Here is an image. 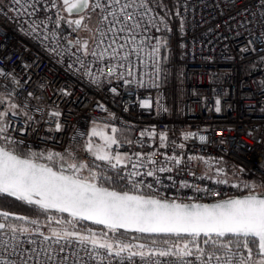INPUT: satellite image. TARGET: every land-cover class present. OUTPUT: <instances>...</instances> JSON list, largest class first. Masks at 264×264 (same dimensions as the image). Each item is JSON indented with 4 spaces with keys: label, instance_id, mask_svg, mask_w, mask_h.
Returning a JSON list of instances; mask_svg holds the SVG:
<instances>
[{
    "label": "built area",
    "instance_id": "2783aa9c",
    "mask_svg": "<svg viewBox=\"0 0 264 264\" xmlns=\"http://www.w3.org/2000/svg\"><path fill=\"white\" fill-rule=\"evenodd\" d=\"M166 1L174 23L171 54L164 61L161 48L154 59L133 55L129 65L119 57L105 55L98 60L77 51L68 41L87 38L63 22L57 28L52 22L57 8L45 12L41 7L37 15L41 21L51 17L40 31L44 35L58 32V38L44 40L43 36L26 34L23 29L29 19L16 17L12 0H0V97L4 99L0 112L8 111L6 135L23 142L8 143L0 137V144L45 154L67 150L78 161L108 166L85 149L89 123L96 120L117 130V143L106 148L132 157L115 172L171 168L170 172L157 171L155 177L134 178L142 179L141 188L158 197L209 202L220 198L217 193L223 198L246 194L244 183L255 184L260 192L264 185V0ZM56 2L58 8L62 7L60 0ZM151 6L163 23L158 21L160 31L153 28L150 35L161 41L168 26L155 4ZM60 14L68 17L66 12ZM57 44L66 50L63 56L51 51ZM93 49L95 44L89 40V51ZM113 65L115 73L109 75ZM145 101L149 107L142 106ZM217 101L219 112L215 110ZM11 105L18 107L9 111ZM52 112L60 115L53 117ZM57 123L61 125L59 131L55 130ZM21 128L25 129L23 133ZM161 134L166 137L163 141ZM201 136L206 139L201 141ZM172 156L180 158L179 165L168 159ZM134 163L144 167L133 169ZM218 177L228 183L217 184ZM157 178L160 183H156ZM182 182L211 189L212 195L181 187ZM27 229L16 232L25 256L35 255L32 250L47 249L57 256L68 255L69 264L76 260L79 264H172L177 259L154 255L122 260L105 249L93 250L91 244L74 237L57 242L46 225L29 223ZM5 233L0 238L10 239L12 233ZM122 255L127 257L128 253ZM40 259L43 264L44 258Z\"/></svg>",
    "mask_w": 264,
    "mask_h": 264
},
{
    "label": "snow or ice",
    "instance_id": "6c2138e0",
    "mask_svg": "<svg viewBox=\"0 0 264 264\" xmlns=\"http://www.w3.org/2000/svg\"><path fill=\"white\" fill-rule=\"evenodd\" d=\"M60 3L62 7L58 8L56 0L52 3H48V0H12V11L16 13L17 18L29 19L28 27L23 29L26 34L37 38L43 36L44 40H49L53 37L58 38L59 33L44 35L40 30L44 27L45 21H51V17L45 16V20L41 21L37 14L41 11V7L45 12L49 8H57L56 20L52 21L57 28L63 22L74 32L89 34L87 39L69 40L68 43L74 44L77 51H81L84 55L95 56L98 60H103L105 55H108L112 59L119 57L131 65L130 58L133 55L137 59L145 55L154 59L160 51L162 42L150 35L153 28L160 31L158 21L163 23V19L151 6L155 0H60ZM62 11L75 18L69 19L62 16L60 14ZM21 23L23 24V20ZM89 40L95 44V49L92 51H89ZM149 48L151 51H147ZM51 51L58 56H63L66 52L59 47V44L51 48ZM78 62L83 67V62L79 61V58ZM115 70L116 66L113 65L109 75L114 74ZM128 75L132 73L128 72ZM93 82L98 81L94 79ZM124 82L130 83L128 80ZM112 91L115 92L116 89L113 88ZM2 103L4 99L0 97V104ZM142 106L150 105L148 101H145ZM16 107L18 106L11 105L9 111ZM215 110L220 111L219 101ZM7 115L8 111L0 112V137L8 143L22 144V141H15L6 135L9 127L5 119ZM50 115L55 117L60 113L52 112ZM60 129L61 125L57 123L55 130ZM24 131V128L20 129L21 133ZM112 131L117 130L112 129ZM92 135L103 134L93 130ZM141 135L143 136L144 133ZM165 138V135L161 134V140ZM205 139L203 136L200 137L201 141ZM114 143H117L114 137H105L103 147L93 150L90 142L85 147L87 151L93 152L96 159L107 161L108 167L115 171L119 165L130 161L132 157L112 155L104 150ZM43 159L57 164L58 170L49 164L40 163L39 161ZM137 159H140L139 155ZM168 159L177 165L181 162L176 156L168 157ZM192 159L202 158L189 157V160ZM150 163L155 164L156 161L150 160ZM131 167L138 169L143 168L144 165L134 163ZM84 169H88L89 176L82 179L78 174ZM157 171L170 172L171 168L161 167L146 173L132 171L121 174L120 171H116L114 176L105 175L89 168L87 163L75 160L72 153L67 150L66 153L50 151L45 154L29 149L27 154H20L14 149L9 150L6 146L0 145V195L13 197L42 210L56 209L59 212H68L72 217L104 225L112 232L124 229L142 234H164L184 238L182 246L177 243L169 246L168 239H152V247L139 244L136 247L141 251L133 252L132 245L117 242L118 246L114 247L113 243L98 239L94 233L82 236L77 232L65 230L62 237L61 233L54 229L53 235L57 237V242L61 238L77 237L82 243L91 244L93 250L102 248L110 255L114 254L128 261L136 256L144 259L159 255L160 257H176L172 264H264V185H261L262 190L257 192L255 184L244 183L242 186L247 189L246 194L223 198L222 193H217L220 198L213 203L177 202L175 199H161L138 194L144 181L142 179L137 181L134 178L142 175L155 177ZM100 180L116 183L128 181L136 192L110 190L98 183ZM215 182L228 183L226 179L219 177ZM156 183H160L158 178ZM147 187L152 188V184H148ZM181 187H194L197 193L203 191L209 197L212 195L211 189L190 186L186 182H182ZM9 215L12 214L0 212V216L8 217ZM18 219L27 218L18 217ZM32 223L35 224L36 221ZM5 229L12 235L10 239L0 238V264H31V262L41 264L40 257L44 258L43 264H69L68 255L57 256L54 250L46 249L43 252L32 250L35 255L30 253L25 256L20 248V240L16 232H27L28 229L23 227L17 229L12 225L0 223V237L6 236L3 231ZM44 239L48 240L49 237L45 236ZM160 244L165 247L159 248ZM253 247H255V253ZM146 248L148 251H143ZM60 251L64 252V249L61 248ZM125 252L128 253L127 257L122 255ZM189 257L195 258L194 260L186 259ZM72 264H79V261H73ZM151 264H160V262L151 261Z\"/></svg>",
    "mask_w": 264,
    "mask_h": 264
},
{
    "label": "trees",
    "instance_id": "16d2710c",
    "mask_svg": "<svg viewBox=\"0 0 264 264\" xmlns=\"http://www.w3.org/2000/svg\"><path fill=\"white\" fill-rule=\"evenodd\" d=\"M155 6L159 12L162 13L164 17V22L168 26V30H166L162 40H161V58L164 61L166 57H169L172 51V34H173V21L169 15L167 1L166 0H155ZM162 5V6H158ZM83 37L88 38L89 34L82 32ZM10 149L16 150L20 154H27V150H24L20 148L19 146L15 145H9ZM85 163L88 164L89 168L94 169L97 173H104L105 175H115V171L111 170L108 166H105L101 162L96 161H85ZM89 176V175H88ZM81 178H86L84 176H80ZM101 185L116 188L119 190H126V191H134L136 192V189H134L131 185V183L124 181L123 183H116V182H106L103 180L98 181ZM142 194H149L152 195L153 193L147 189L140 188L139 190ZM0 209H4L7 211H10L14 214H17L12 217H3L6 219L8 225H12L14 227L18 228H27V225L29 223H32V221H36L37 224L46 225L50 229L52 228L53 224H57L59 218L61 217L57 212H54L52 210H42L37 208L33 205H28L24 202H21L19 200H16L13 197L8 196H2L0 195ZM18 217H25L27 219H18ZM68 217V216H66ZM76 226V228H80V230L85 232H99L103 233L111 238L113 240L115 239L116 242L122 241L126 243H130L132 245V251H139L140 249L136 247L139 244H145L148 246H151L152 239H168L169 246H171L173 243L182 242L184 240L183 236L180 238H177L175 236H166L164 234H142L138 232L128 231V230H119L118 232H112L108 230L107 228L85 222L78 219H73L71 217H68ZM7 230V229H6ZM9 231V230H7ZM19 232V231H17ZM77 238V237H74ZM158 247L164 248L165 246L163 244L158 245ZM236 251V249H233ZM242 250V249H241ZM253 252L255 253V247H253Z\"/></svg>",
    "mask_w": 264,
    "mask_h": 264
},
{
    "label": "rangeland",
    "instance_id": "374dc122",
    "mask_svg": "<svg viewBox=\"0 0 264 264\" xmlns=\"http://www.w3.org/2000/svg\"><path fill=\"white\" fill-rule=\"evenodd\" d=\"M112 129H114V128H109L108 125H106V124H104V123H102L100 121H96V120L91 121L89 123V127H88L89 137H88L87 141L85 142V146L87 144H89V142H90L92 144V146H93V150H95L97 147H103L102 146V142L105 141V137H114V138L117 137L116 136V132H113ZM93 130H95V131H97L99 133H102L103 135H92ZM85 149H86V147H85ZM104 150L106 152H110L107 148H105ZM57 153H60V152H57ZM64 153H66V152H64ZM90 153L93 156H95L93 154V152H90ZM110 153L112 155H116V153H113V152H110ZM73 157H74L75 160L77 159V161H78V158L76 156L73 155ZM95 158H96V156H95ZM40 161L45 162V163H53V162L48 161L47 159H43V160H40ZM55 165H57V164H55ZM78 175L79 176L82 175V176L87 178L88 175H89V171H88V169H84ZM54 229L56 231H59L61 233V235H63V232L65 230L77 232V233H79L82 236H88L90 234L88 232L80 230V228H76L75 224L69 218H66L65 220H63L62 224H59V223L53 224V226L51 228V232H53ZM93 233L96 235V237L98 239L106 240V241H108L110 243H113L114 247L118 246V244H117L115 239L113 240V238H111V237H109V236H107V235H105L103 233H99V232H93ZM119 242L130 245V243H126V242H122V241H119ZM183 243H184V240H182V242H177V244H180L181 246L183 245ZM149 247H152V245L149 246ZM159 248H161V247H159ZM161 249H163V248H161ZM146 250L148 251L147 248H146ZM173 250L175 251V249H173Z\"/></svg>",
    "mask_w": 264,
    "mask_h": 264
},
{
    "label": "water",
    "instance_id": "95a60500",
    "mask_svg": "<svg viewBox=\"0 0 264 264\" xmlns=\"http://www.w3.org/2000/svg\"><path fill=\"white\" fill-rule=\"evenodd\" d=\"M67 13V12H66ZM67 15L68 16H70V17H74V16H72L71 14H69V13H67ZM1 145V144H0ZM8 148V147H7ZM9 150H12V149H10V148H8ZM40 163H45V162H42V161H39ZM45 164H49L50 166H53V167H55V168H57V170H58V166L57 165H55V164H53V163H45ZM83 179V178H82ZM102 186H104V185H102ZM104 187H107V186H104ZM110 190H116V191H126V190H119V189H116V188H112V187H108ZM128 192H130V193H135L134 191H128ZM138 194H140V195H144V196H152V197H156V198H161V197H158V196H155V195H149V194H142V193H140V192H138ZM242 195H244V194H242ZM242 195H236V196H232V197H238V196H242ZM229 198V197H228ZM161 199H165V198H161ZM216 200H213V201H209V202H205V201H197V202H199V203H213V202H215ZM177 202H179V201H177ZM50 210H52V211H54V212H57L61 217L59 218V224H62V222H63V220H65L66 218H68V217H71V218H73V219H78V220H82V219H80V218H78V217H72L71 216V214L70 213H68V212H59V211H57L56 209H50ZM0 212H7V213H10V214H12V215H9L8 217H12V216H15V215H17V214H14V213H12V212H10V211H7V210H4V209H0ZM66 216H68V217H66ZM82 221H85V222H89V223H93V224H96L94 221H91V220H82ZM0 223H5V224H7V221H6V219L5 218H3L2 216H0ZM97 225H100V224H97ZM100 226H103V227H105L104 225H100ZM106 228V227H105ZM120 230H124V229H120ZM4 232H8L6 229L5 230H3ZM128 231H133V232H135L134 230H128Z\"/></svg>",
    "mask_w": 264,
    "mask_h": 264
},
{
    "label": "bare ground",
    "instance_id": "6f19581e",
    "mask_svg": "<svg viewBox=\"0 0 264 264\" xmlns=\"http://www.w3.org/2000/svg\"><path fill=\"white\" fill-rule=\"evenodd\" d=\"M168 6V5H167Z\"/></svg>",
    "mask_w": 264,
    "mask_h": 264
}]
</instances>
